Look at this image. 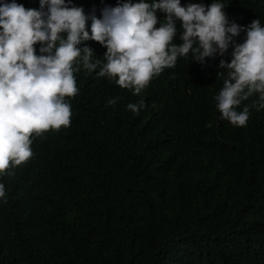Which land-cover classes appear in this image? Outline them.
Instances as JSON below:
<instances>
[{"label":"trees","instance_id":"obj_1","mask_svg":"<svg viewBox=\"0 0 264 264\" xmlns=\"http://www.w3.org/2000/svg\"><path fill=\"white\" fill-rule=\"evenodd\" d=\"M72 2L99 16L117 0ZM222 3L230 22L264 25V0ZM85 43L103 60L104 47ZM231 50L203 65L178 57L136 95L74 72L69 126L33 135L31 158L0 176V264H264V109L254 93L234 126L214 100ZM141 100L136 114L126 108Z\"/></svg>","mask_w":264,"mask_h":264},{"label":"clouds","instance_id":"obj_2","mask_svg":"<svg viewBox=\"0 0 264 264\" xmlns=\"http://www.w3.org/2000/svg\"><path fill=\"white\" fill-rule=\"evenodd\" d=\"M225 7L222 0L209 5L117 0L97 16L95 9L86 14L72 0H39L38 9L0 0V176L31 158L33 135L69 126L71 106L65 97L78 92L74 72L81 66L136 95L166 67H174L178 57L191 52V61L203 65L231 46L230 60L220 59L217 66L216 75L225 78L215 106L221 119L245 126L248 106L237 110L242 101L258 94L254 106L264 109V25L258 17L246 26L230 22ZM158 13L162 20L156 26ZM178 24L177 44L172 41ZM241 32L244 38L236 43ZM87 41L106 49L103 60L94 58ZM143 107L142 100L126 105L134 114ZM4 195L0 182V198Z\"/></svg>","mask_w":264,"mask_h":264}]
</instances>
